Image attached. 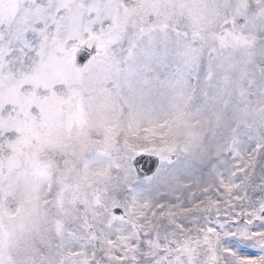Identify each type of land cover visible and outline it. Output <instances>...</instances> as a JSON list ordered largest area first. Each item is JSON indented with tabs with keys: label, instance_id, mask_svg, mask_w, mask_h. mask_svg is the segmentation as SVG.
I'll list each match as a JSON object with an SVG mask.
<instances>
[{
	"label": "snow or ice",
	"instance_id": "1",
	"mask_svg": "<svg viewBox=\"0 0 264 264\" xmlns=\"http://www.w3.org/2000/svg\"><path fill=\"white\" fill-rule=\"evenodd\" d=\"M0 264H264V0H0Z\"/></svg>",
	"mask_w": 264,
	"mask_h": 264
}]
</instances>
